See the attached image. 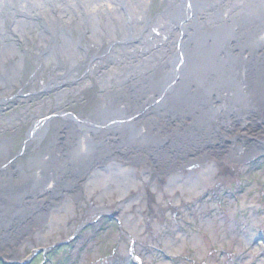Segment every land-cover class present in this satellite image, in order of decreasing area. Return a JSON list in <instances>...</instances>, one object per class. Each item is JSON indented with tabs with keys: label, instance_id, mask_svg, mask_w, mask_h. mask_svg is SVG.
I'll return each mask as SVG.
<instances>
[{
	"label": "bare ground",
	"instance_id": "6f19581e",
	"mask_svg": "<svg viewBox=\"0 0 264 264\" xmlns=\"http://www.w3.org/2000/svg\"><path fill=\"white\" fill-rule=\"evenodd\" d=\"M165 2L149 14L152 0H0V104L18 101L0 112V247L62 231L69 202L96 190L122 195L115 185L139 175L125 165L124 177L113 159L137 161L140 140L169 166L179 141L203 149L207 166L183 179L172 168L168 190L187 197L217 174L214 157L264 151L254 129L264 125V0ZM90 87L96 102L71 110ZM106 153L115 155L103 164ZM185 155L197 154L174 157Z\"/></svg>",
	"mask_w": 264,
	"mask_h": 264
},
{
	"label": "rangeland",
	"instance_id": "374dc122",
	"mask_svg": "<svg viewBox=\"0 0 264 264\" xmlns=\"http://www.w3.org/2000/svg\"><path fill=\"white\" fill-rule=\"evenodd\" d=\"M165 1L152 0L149 14L158 12ZM53 91L46 90V96ZM84 91L77 94L79 100L71 105V110H88L96 102L97 88ZM13 103L18 101L1 103V114L13 110ZM23 129L16 131L13 151H20ZM254 129L261 134L256 136L264 137V125L257 124ZM256 140L250 137L239 144L251 150L250 145ZM184 144L178 142L170 159L175 163L170 166L161 158L155 142L150 153L142 140L136 143L139 155L134 153L133 158L137 161L125 160L119 154H104L101 163L115 155L113 160L119 164L113 163L118 170L134 165L130 171L137 172L138 181L125 177L126 167L125 180L115 185L122 195L119 193L115 200L109 201L102 191L96 190L78 205L69 202L75 209L66 211L67 223L62 231L45 232V238L41 239L29 237L25 245L13 250L1 246L0 264H264V151L250 152L239 160L214 157L215 162L211 163L217 167V174L209 178L206 186L199 187L197 193L187 197L180 189L168 190L172 168L183 179L190 171L207 166L205 163L210 159L200 160L198 153L203 149L188 151L181 148ZM210 147L207 145L208 150ZM187 153L197 155L175 160ZM20 158L15 155L11 161L7 160L4 164L7 173L16 168ZM158 191H162L159 196ZM104 192L113 193L108 188ZM57 204L59 209L63 207ZM59 213L62 215V210Z\"/></svg>",
	"mask_w": 264,
	"mask_h": 264
}]
</instances>
